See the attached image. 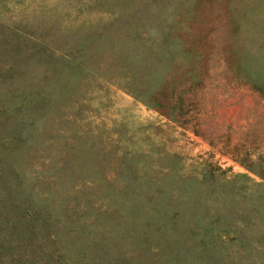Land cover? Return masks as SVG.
Listing matches in <instances>:
<instances>
[{"label": "rangeland", "instance_id": "rangeland-1", "mask_svg": "<svg viewBox=\"0 0 264 264\" xmlns=\"http://www.w3.org/2000/svg\"><path fill=\"white\" fill-rule=\"evenodd\" d=\"M0 264H264V0H0Z\"/></svg>", "mask_w": 264, "mask_h": 264}]
</instances>
